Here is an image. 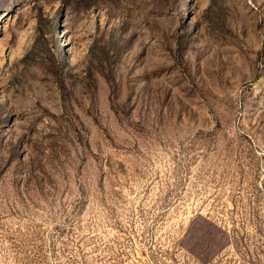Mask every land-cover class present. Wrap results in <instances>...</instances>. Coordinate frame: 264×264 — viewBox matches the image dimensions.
<instances>
[{"label": "rangeland", "instance_id": "374dc122", "mask_svg": "<svg viewBox=\"0 0 264 264\" xmlns=\"http://www.w3.org/2000/svg\"><path fill=\"white\" fill-rule=\"evenodd\" d=\"M0 264H264V0H0Z\"/></svg>", "mask_w": 264, "mask_h": 264}]
</instances>
